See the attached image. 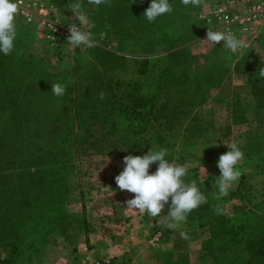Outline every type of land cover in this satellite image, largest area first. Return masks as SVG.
Returning <instances> with one entry per match:
<instances>
[{
	"label": "rangeland",
	"instance_id": "obj_1",
	"mask_svg": "<svg viewBox=\"0 0 264 264\" xmlns=\"http://www.w3.org/2000/svg\"><path fill=\"white\" fill-rule=\"evenodd\" d=\"M124 1L111 0L109 8L113 9L118 5L127 7ZM216 1L220 0H204L201 7H185L181 0H169L173 7L172 14H165L154 23H149L143 18V13L151 0H143V3L133 0L137 14L134 26L120 35L101 23V17L97 14L99 6L90 5L87 0H83L86 13L96 25L92 30L96 40L104 33L105 41L97 42V48L111 54H121L125 56L126 62L131 57L147 59L148 69L134 78L142 85L141 95L154 98L155 114L159 120H152L149 126L145 125L146 130L142 134L133 133L130 128L123 126L119 112L111 109L112 104L119 102L123 91L129 86L126 82L127 74L120 71L123 65L120 66L110 79V87L106 92L110 103L104 102L95 110L87 108L83 111V127L80 129L75 126L73 132L69 127H64L63 131L68 133L69 142L55 145L70 147L69 168L66 172L68 196L64 209L76 220L65 233L54 231L49 234L39 257L34 256L33 250L25 243L15 264H83L87 253L96 258L120 259L131 264L132 260L127 255L138 250V245L142 244L154 249L151 250V257H145L147 263L143 262L144 264H163L158 253L169 250L165 246L168 240L165 224L159 221L156 223L146 213L129 209L125 202L132 199L134 194L119 190L115 183V177L123 170L122 161L126 155L143 156L150 149L158 151L166 148L169 153L166 159L193 165L189 169L188 180H195L207 195L208 204L204 205L207 209L213 210L219 206L223 215L234 224L245 218L259 219L264 216V125H258L253 112L247 114V122L234 124L232 132L233 142L241 150L249 136V149L252 154L258 155L246 162L250 172L240 169L243 162L237 166L241 176L238 183L230 189V192L235 191L243 180L252 187L250 195L243 200L233 198L229 202H224V197L217 199L218 188L214 179L219 176L213 174L206 165L208 160L217 163L219 148L224 153L228 151L221 142H230L226 134H220L216 129L214 105L233 97H238L244 108L249 105L251 102H245L249 98L244 97L248 93L247 74L258 78L259 70L264 66V33L258 47L248 50L252 54L243 53L238 57L208 49L205 41H201L203 37L195 22V15L197 11L208 9ZM71 2L73 0H57L53 4H56L62 15H69L72 13L66 6ZM29 42L32 48L25 49ZM15 49L24 59L43 67L52 81L68 82L73 87L74 100L87 99L96 94L94 87L98 74L90 68V54L80 57L77 70L63 72L59 63L47 57L43 46L35 44L34 39L30 40L27 35L20 40L16 39ZM179 51L182 52L179 56L169 58L168 54ZM3 58L0 53V61ZM160 62L168 66L164 74L159 70ZM63 75L67 76L64 78ZM180 82L181 92L174 88ZM166 93L169 94L168 97ZM158 107H162L163 112H157ZM51 128L47 123L37 127L41 137L37 142L44 150L50 149V145L43 143V140L53 134L54 129ZM244 154L246 158L248 155ZM58 160L60 158H56L59 163ZM200 163L207 170V176ZM156 168L157 165L153 164L150 173L155 172ZM261 218L262 221L257 222V225L264 229V217ZM79 221H83V225ZM158 229L163 232V238L152 245L149 241ZM202 229L204 235L199 260L186 252L173 253L185 258L188 264L246 263L247 255L240 244L229 243L224 246L214 241L204 247L203 243L211 239V231L208 227ZM123 244L130 247L131 251L121 252L120 246ZM98 247L109 252L99 254L96 251L95 255L92 254V249ZM137 253L141 252L138 250Z\"/></svg>",
	"mask_w": 264,
	"mask_h": 264
},
{
	"label": "trees",
	"instance_id": "obj_2",
	"mask_svg": "<svg viewBox=\"0 0 264 264\" xmlns=\"http://www.w3.org/2000/svg\"><path fill=\"white\" fill-rule=\"evenodd\" d=\"M56 1L50 0L52 4ZM124 2L127 7L118 5L111 9L101 5L97 12L101 17V23L120 35L134 26L137 17L133 0ZM17 28V39L20 40L24 35L30 37V40L34 39L33 32L28 26L20 25ZM28 47L32 48L31 42L28 46L25 45V49ZM181 53L172 52L168 56L171 58ZM88 54L91 59L90 68L98 74L94 87L96 94L87 99L77 100L73 99L74 90L68 82L52 81L43 67L17 55L16 49L9 56L3 55L4 58L0 61V264H15L22 254L21 248L25 243L33 250V255L39 257L48 235L54 231L65 233L76 220L64 209L68 196L66 172L69 168L70 147L55 145L69 142L68 133L63 131L64 127H69L71 132L75 126L80 129L83 127V111L87 108L90 111L95 110L104 102L110 103L107 96L100 100L98 92L108 91L109 81L120 66L123 65L120 71L127 74L126 82L129 86L123 91L119 102L113 103L110 108L117 110L123 126L136 134L144 133L145 125L149 126L152 120H159L155 114L154 98L143 97L140 93L142 85L134 78L148 69L147 59L131 57L126 62L125 56L111 54L97 47L89 49L86 55ZM245 54H252V51H246ZM82 55L76 52L72 64L63 62V57L59 55L61 71L77 70ZM161 62L162 69L159 70L164 74L168 66L162 65ZM66 76L63 75L64 78ZM51 83L66 85V94L62 97L53 95ZM181 85V82L176 83L174 88L179 89ZM246 86L248 93L244 94V97L251 96L249 101L251 104L244 108L238 97L231 99L233 123L247 122L249 120L247 114L253 112L258 125H264V76L256 78L248 73ZM179 91L181 92L180 89ZM166 96L169 94L166 93ZM245 102H248L247 99ZM162 107H158L157 112H163ZM44 123L54 129L53 134H50L47 140H43V143L50 145L48 150H44L37 142L39 138L41 139L37 127ZM250 141L251 138L248 136L242 147L248 155L244 163L258 156L251 153ZM222 151L223 149H218L217 159L224 154ZM56 158H60L59 163ZM208 161L206 162L208 168L213 174L220 176L217 163ZM251 190L252 187L242 180L228 196L230 199L243 200L250 195ZM214 209L210 210L202 205L193 210L187 218L188 225L210 229L211 239L204 242L203 246L214 241L224 246L229 243L240 244L247 255L245 264H264V229L257 225L264 216L259 219L245 218L242 222L234 224L223 214L217 215ZM164 210L167 211L168 206ZM79 222L83 225V221ZM158 255L163 264H188L185 258L177 257L170 250Z\"/></svg>",
	"mask_w": 264,
	"mask_h": 264
},
{
	"label": "clouds",
	"instance_id": "obj_3",
	"mask_svg": "<svg viewBox=\"0 0 264 264\" xmlns=\"http://www.w3.org/2000/svg\"><path fill=\"white\" fill-rule=\"evenodd\" d=\"M140 2L143 3V0ZM203 2L204 0H181L185 7H201ZM23 3L24 0H0V53L5 56L11 55L15 50L18 36L17 17ZM87 3L97 7L101 5L111 7V0H87ZM66 8L72 13L71 20L75 21L68 25L70 35L67 44L73 50L80 47L87 49L96 47L97 40L92 31L96 25L86 13L83 0H73ZM172 12L173 7L169 0H151L143 16L149 23H154L158 17L170 15ZM100 35L103 37L104 33ZM51 38L54 39L53 36ZM201 41H207L214 47L221 44L222 48L229 50L231 54H240L247 47L242 38L223 31L207 30L206 38ZM19 54L21 53L17 52V55ZM259 72L264 76V68ZM66 88V85L51 83V92L57 97L64 96ZM105 97L106 93L101 91L99 99L104 100ZM223 145L228 151L219 156L216 165L220 172V176L214 179L218 188L217 199L227 197L230 189L238 183L241 172L237 166L245 159V154L237 143ZM168 154V150L162 148L158 151L150 149L143 156L126 155L122 161L123 170L115 177V183L119 190L134 194L132 199L125 202L129 209L146 213L154 220L158 218L167 229L176 230L187 222L193 210L208 204V197L197 186L195 180H188V172L193 165L177 163L176 160L170 161L166 159ZM153 164H156L157 168L155 172L150 173ZM200 167L207 176V170L201 163ZM166 206L167 215H161ZM214 212L217 215L223 214L220 207L215 208ZM180 237L189 239L185 231L180 232Z\"/></svg>",
	"mask_w": 264,
	"mask_h": 264
},
{
	"label": "built area",
	"instance_id": "obj_4",
	"mask_svg": "<svg viewBox=\"0 0 264 264\" xmlns=\"http://www.w3.org/2000/svg\"><path fill=\"white\" fill-rule=\"evenodd\" d=\"M72 14L62 15L58 8L50 0H24L20 5L17 17V27L28 26L34 36V43H39L51 60L58 63V57H63V62L73 63L76 52L87 54V48L75 50L67 44L70 35L68 25L75 22L71 20ZM195 22L203 39L206 38L207 30L223 31L232 33L242 38L247 47L240 54H232L238 57L248 50L256 49L261 35L264 33V0H220L213 2L206 10H199L195 15ZM83 27V26H81ZM53 36L54 39L51 37ZM105 41V37L99 36L98 43ZM208 49L217 52L231 54L229 50L222 48L221 44L216 47L205 41ZM216 129L220 134H226L230 145L233 143V103L232 100L223 101L213 107ZM210 169V168H208ZM218 174L220 175L219 169ZM163 238V232L156 230L150 239L152 245H156ZM87 251V248H84ZM83 264H128L125 260L103 259L93 257L87 253Z\"/></svg>",
	"mask_w": 264,
	"mask_h": 264
},
{
	"label": "crops",
	"instance_id": "obj_5",
	"mask_svg": "<svg viewBox=\"0 0 264 264\" xmlns=\"http://www.w3.org/2000/svg\"><path fill=\"white\" fill-rule=\"evenodd\" d=\"M248 98L249 99L247 101L249 103V100H251V96H248ZM220 144L223 145L226 143L221 142ZM240 169L244 170V172H250V169L248 168L246 161H245V163L243 162L242 167ZM229 193H230V191H229ZM222 198H219V199H222ZM224 198H225V200H223L224 202L230 201L229 196L224 197ZM161 215H167V211L163 210ZM153 220H152V222H153ZM154 221L156 223H158L159 219L156 218ZM156 223H154V224H156ZM199 230L201 232H199ZM203 230L204 229H202V228H199L197 226L195 227V226H192L190 224L188 225L187 223L181 225V227L176 229V230L167 229L166 232H167L168 240L165 242V246L169 250H171L172 252H175V253L186 252L189 254V256H191V257L196 256V258L199 260L200 256H201V252H202L201 242L203 241V235H204V234H202ZM181 231L187 232L189 239H187V240L182 239L180 237ZM100 244H104V243H100ZM105 244H107V243H105ZM128 244H129V242H128ZM120 250H121V252H125V251L130 252L131 248L128 247L127 245L123 244L120 246ZM138 250L141 252L140 254L137 253ZM138 250L133 251L132 254L127 255L132 260L131 264H144L143 262L147 263L145 257H147V256L151 257L152 256L151 250H154V249H151V247L147 244H144V245L142 244V245H138ZM96 251L99 254H100V252L103 254H107L109 252V250H106V252H107L106 253L103 251V249H99V247H98L96 249H92L91 253L95 255ZM148 252H150V253H148ZM135 254H136V256H134ZM140 255H141V257H140ZM109 257H111V254H109Z\"/></svg>",
	"mask_w": 264,
	"mask_h": 264
}]
</instances>
